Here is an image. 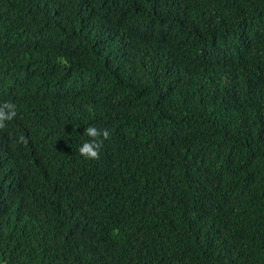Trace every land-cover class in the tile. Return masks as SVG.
<instances>
[{
	"label": "trees",
	"instance_id": "1",
	"mask_svg": "<svg viewBox=\"0 0 264 264\" xmlns=\"http://www.w3.org/2000/svg\"><path fill=\"white\" fill-rule=\"evenodd\" d=\"M5 102L0 264H264V0H0Z\"/></svg>",
	"mask_w": 264,
	"mask_h": 264
},
{
	"label": "clouds",
	"instance_id": "2",
	"mask_svg": "<svg viewBox=\"0 0 264 264\" xmlns=\"http://www.w3.org/2000/svg\"><path fill=\"white\" fill-rule=\"evenodd\" d=\"M16 115L15 104L5 102L3 105H0V129H4L7 126L6 122L14 119ZM85 133L92 139L82 144L79 148V153L86 159L98 160L103 143L110 138L111 134L106 128L101 130L92 125L85 129ZM21 141H23V137H21Z\"/></svg>",
	"mask_w": 264,
	"mask_h": 264
}]
</instances>
